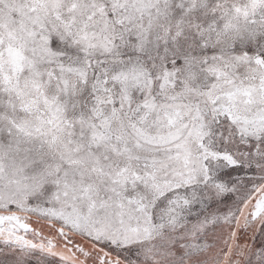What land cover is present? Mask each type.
I'll return each instance as SVG.
<instances>
[{
  "label": "snow or ice",
  "instance_id": "6c2138e0",
  "mask_svg": "<svg viewBox=\"0 0 264 264\" xmlns=\"http://www.w3.org/2000/svg\"><path fill=\"white\" fill-rule=\"evenodd\" d=\"M0 264H264V0H0Z\"/></svg>",
  "mask_w": 264,
  "mask_h": 264
}]
</instances>
